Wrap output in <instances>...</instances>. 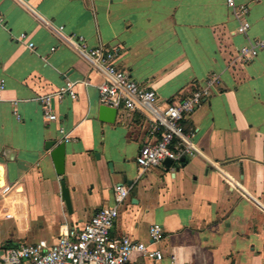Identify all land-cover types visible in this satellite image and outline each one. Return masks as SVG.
I'll list each match as a JSON object with an SVG mask.
<instances>
[{"label": "crops", "instance_id": "crops-1", "mask_svg": "<svg viewBox=\"0 0 264 264\" xmlns=\"http://www.w3.org/2000/svg\"><path fill=\"white\" fill-rule=\"evenodd\" d=\"M234 1L249 8L246 34L228 0H0V245L52 244L116 206L123 184L129 196L111 234L161 251L156 264H264V49L231 64L240 47L264 38V0ZM46 21L90 47L118 48L116 64L164 104L217 75L185 121L200 154L143 171L139 151L159 138L153 117L118 110L102 120V73ZM67 80L78 96L54 98L49 121L41 98ZM62 142L60 175L52 151ZM130 262L154 264L137 251Z\"/></svg>", "mask_w": 264, "mask_h": 264}, {"label": "built area", "instance_id": "built-area-1", "mask_svg": "<svg viewBox=\"0 0 264 264\" xmlns=\"http://www.w3.org/2000/svg\"><path fill=\"white\" fill-rule=\"evenodd\" d=\"M228 5L240 19L238 31L246 34L251 27L247 19L249 8L246 5H237L234 0H228ZM46 26L102 73L103 79L98 86L102 105L127 112L144 110L153 117L152 129L159 134V138L153 143L144 144L139 151L136 161L143 171L162 165L167 159L175 161L200 154L193 142V134L186 131L185 121L210 95L211 88L219 83L217 75L208 77L204 87L192 91L186 98L164 104L160 102L154 89L140 85L116 64L118 48L90 47L84 37L67 34L63 25L46 21ZM26 38L25 33L19 36L20 40ZM28 46L33 48L34 43L29 42ZM263 49L264 38L253 39L237 50L231 64L247 63ZM77 96L75 82L67 80L53 94L42 97L46 118L49 121L57 119L51 108L54 98L76 99ZM128 196L129 188L117 184L116 206L100 209L82 227L70 229L52 244L39 241L8 247L0 245V264H131L130 257L136 251L156 264L163 259L161 251L151 249L128 235L113 237L111 234L119 215L118 206ZM162 234L161 225L151 226L150 235L153 241H159Z\"/></svg>", "mask_w": 264, "mask_h": 264}, {"label": "water", "instance_id": "water-1", "mask_svg": "<svg viewBox=\"0 0 264 264\" xmlns=\"http://www.w3.org/2000/svg\"><path fill=\"white\" fill-rule=\"evenodd\" d=\"M118 110L116 108H111L105 105L100 107V118L105 121L112 122L114 121ZM52 156L54 159V164L58 174H63L65 170V158H66V143H60L53 151ZM173 161L171 159H167L165 164L171 166ZM62 185V197L67 205L69 211H72V202L70 198V191L67 188L64 181L61 182Z\"/></svg>", "mask_w": 264, "mask_h": 264}, {"label": "trees", "instance_id": "trees-1", "mask_svg": "<svg viewBox=\"0 0 264 264\" xmlns=\"http://www.w3.org/2000/svg\"><path fill=\"white\" fill-rule=\"evenodd\" d=\"M16 245V244H15ZM4 246H14V244H6V245H4Z\"/></svg>", "mask_w": 264, "mask_h": 264}]
</instances>
